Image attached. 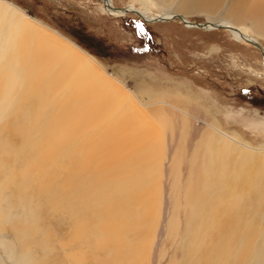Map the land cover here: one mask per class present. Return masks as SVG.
<instances>
[{
  "label": "rangeland",
  "instance_id": "rangeland-1",
  "mask_svg": "<svg viewBox=\"0 0 264 264\" xmlns=\"http://www.w3.org/2000/svg\"><path fill=\"white\" fill-rule=\"evenodd\" d=\"M7 1L24 8L32 22L50 32L57 30L58 37L82 54L94 56L122 93L98 105L96 97H81L75 88L53 97L50 87L43 85L10 106L0 102V264H188L187 243L193 238L186 229L195 227L201 204V198L185 193L190 157H197L196 133L207 119L215 120L223 131L264 146L261 50L246 39L237 40L224 27L188 26L178 17L151 22L130 10L112 14L103 0ZM113 2L115 7L148 10L154 17L166 16V10L178 11L179 4L165 8L155 0ZM187 18L193 24H210L199 12ZM242 31L264 48V36L251 29ZM10 58L7 55L0 67V98L6 72L11 71H7ZM27 73L24 70V82L29 81ZM125 95L131 97V104L126 102L119 110ZM182 108L193 114L188 134L182 133ZM36 112L42 113L38 120ZM155 113L165 114L167 121ZM87 116L99 123L96 130ZM145 117L151 124L144 127L148 134L162 127L159 151L151 161L122 153L120 158H97L102 163L99 171L78 166L77 149L91 139L104 145L114 134L116 145L127 147L130 129L144 134ZM122 122L125 125L116 134V124ZM49 149L63 161L60 169L43 152ZM106 162L114 164L106 167ZM194 168L198 170L200 164L194 163ZM25 169L35 180L22 177ZM146 198L155 201L154 217L145 234L133 237ZM173 224L181 229L178 234L171 233ZM98 226L101 249L94 242ZM110 227L116 230V238L125 237L124 243L108 238L105 229Z\"/></svg>",
  "mask_w": 264,
  "mask_h": 264
},
{
  "label": "bare ground",
  "instance_id": "bare-ground-1",
  "mask_svg": "<svg viewBox=\"0 0 264 264\" xmlns=\"http://www.w3.org/2000/svg\"><path fill=\"white\" fill-rule=\"evenodd\" d=\"M155 1L165 8L179 2L177 3L178 11L166 10L163 13L166 16H160L162 18L158 19L159 21L178 17L186 25L196 26V23H190L186 16L199 12L206 16V22L210 24L203 22L201 26L196 27L215 29L217 24H222L237 40L246 39L248 43L257 42L263 47L257 38L249 36L242 30L245 28L255 30L254 32L264 36V0ZM103 2L108 12L125 13V7H115L113 0H103ZM128 9L136 10L147 21H158L154 20L155 17L148 10L134 6ZM47 29L32 22L31 17L21 7L7 0H0V67L5 57L11 55L7 64V71H11L8 74L6 72L4 93L0 98L2 104L8 102L10 106L23 96L30 97L35 89L43 85L50 87L49 92L53 97H60L68 91L72 93L70 88H75L76 94L81 97L86 98L92 95L96 97L98 105H105L107 100L112 97L117 98L122 93L116 85L109 82V78L104 73L105 69L94 56L92 57L88 52H85L87 55L82 54L58 37L57 30L50 29L52 31L50 32ZM254 45L259 48L257 44ZM26 69H28L26 75L28 82L23 81ZM15 70L22 73L17 75ZM134 95L141 102H145V99L137 93ZM130 99L129 95H125L119 110ZM152 102L156 101H147V103ZM80 105L85 106L81 103ZM132 112L135 116L138 114L135 109ZM181 113L185 118L182 133L188 134L194 124L193 114L186 108H182ZM155 114L161 115L167 121L165 114ZM39 115L42 113L36 112V120L39 119ZM85 119L92 122L93 130L99 127L95 118L87 116ZM141 123V130L144 134L130 129L127 132L129 140L126 146L128 148L122 146L123 150L116 145V141H113L116 138L115 134L112 140L106 141L104 145L101 141L91 139L88 145L76 151L80 156L78 166L86 171H99L102 163L96 161L97 158L108 156L120 158L122 153L140 157L145 162L151 161L159 151L158 138H162V127L158 129L154 126L155 131L148 134L144 129L146 125H151L148 118L145 117V122ZM124 125V122L116 124L118 128L116 134ZM50 127L58 128L52 125ZM196 134L198 137L195 142L197 157L195 159L190 157L191 163L187 172L185 193L201 198V204L198 206L195 227L191 230L186 229L188 236L193 238L187 243L188 264H264V146L256 147L243 139L241 135L223 131L215 120L207 119L205 127ZM95 135L106 140V137L99 132H95ZM149 140L153 141L148 144ZM63 148L61 152L65 155L66 150ZM43 152L51 158L50 161L54 168H61L63 161L59 160L60 156L55 151L49 149ZM194 163L200 164L198 170L194 168ZM113 164L106 162L105 166L110 167ZM133 166L140 165L134 163ZM22 177L30 181L33 179L29 176L27 169L22 171ZM35 187L38 186H33ZM27 189L29 191V186ZM213 200L217 204H214ZM142 206V217L139 227L134 229L133 237L145 234L147 226L154 217L155 201L146 198ZM176 221H179V218ZM121 227L129 230V225L124 222H121ZM81 228L84 229V227L79 229ZM79 229H77L78 237L82 238ZM105 230L109 233V239L112 236L110 240L116 241L119 245L125 242L123 235H117L116 238L115 229L110 227ZM180 230L174 224L170 228L172 234H178ZM97 231L94 242L96 248L101 249L103 242L100 239L102 231L100 226L97 227ZM129 235L132 236V232ZM216 235H218L217 241L214 239ZM65 255H67L66 252ZM39 262L36 261L35 264ZM39 264H45V262L42 261Z\"/></svg>",
  "mask_w": 264,
  "mask_h": 264
},
{
  "label": "water",
  "instance_id": "water-1",
  "mask_svg": "<svg viewBox=\"0 0 264 264\" xmlns=\"http://www.w3.org/2000/svg\"><path fill=\"white\" fill-rule=\"evenodd\" d=\"M124 10H125V12H126V11H129V9L126 8V7L124 8ZM134 12H136V10H135ZM136 13L138 14V12H136ZM176 16H178V15H176ZM160 18H162V17L157 16V17L154 18V20H158V19H160ZM152 20H153V19H152ZM201 23H202V22H196L195 25L199 27V26L202 25ZM216 27H223V25H222V24H217ZM254 44H257V45H258L257 42H254ZM258 46H259V48H260V50H261V55L264 56V49H263V47H261L260 45H258Z\"/></svg>",
  "mask_w": 264,
  "mask_h": 264
},
{
  "label": "trees",
  "instance_id": "trees-1",
  "mask_svg": "<svg viewBox=\"0 0 264 264\" xmlns=\"http://www.w3.org/2000/svg\"><path fill=\"white\" fill-rule=\"evenodd\" d=\"M17 5V4H16ZM19 6V5H18ZM19 7H21V6H19ZM22 8V7H21ZM24 9V8H23ZM35 17V16H34ZM37 18V17H36Z\"/></svg>",
  "mask_w": 264,
  "mask_h": 264
},
{
  "label": "crops",
  "instance_id": "crops-1",
  "mask_svg": "<svg viewBox=\"0 0 264 264\" xmlns=\"http://www.w3.org/2000/svg\"><path fill=\"white\" fill-rule=\"evenodd\" d=\"M187 17V16H186ZM233 21V20H232Z\"/></svg>",
  "mask_w": 264,
  "mask_h": 264
}]
</instances>
